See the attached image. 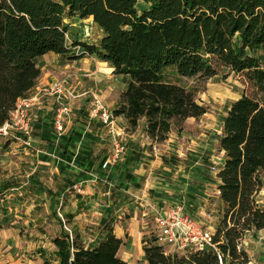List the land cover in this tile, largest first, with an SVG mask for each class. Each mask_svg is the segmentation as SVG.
I'll return each instance as SVG.
<instances>
[{
  "label": "trees",
  "instance_id": "16d2710c",
  "mask_svg": "<svg viewBox=\"0 0 264 264\" xmlns=\"http://www.w3.org/2000/svg\"><path fill=\"white\" fill-rule=\"evenodd\" d=\"M91 17L101 31L97 44L79 40L65 17ZM71 33V34H70ZM80 35V36H79ZM79 51H75V47ZM69 59L87 54L126 77L112 109L126 131L143 121L149 148L178 132L188 118L207 107L197 101L209 78L230 73L245 86L221 118L217 171L222 204L219 225L202 249L167 253L155 235L142 237L138 264H249L243 247L248 232L264 230V0H0V126L18 99L40 76L35 59L46 54ZM63 225L70 224L63 215ZM1 226V224H0ZM51 239L53 259L43 264H129L118 251L124 244L111 231L86 246L72 227Z\"/></svg>",
  "mask_w": 264,
  "mask_h": 264
},
{
  "label": "crops",
  "instance_id": "0c3cea01",
  "mask_svg": "<svg viewBox=\"0 0 264 264\" xmlns=\"http://www.w3.org/2000/svg\"><path fill=\"white\" fill-rule=\"evenodd\" d=\"M87 19L92 18L82 20ZM79 40L89 43L82 37ZM35 61L41 73L27 96L40 94V100L30 111V146L0 139V169L23 170L21 176L14 174L8 182L0 184L1 225L9 224L10 216H17L16 211L23 213L25 206L31 221L42 218L55 227L53 238L65 228L61 223L63 216L55 218L56 225L49 219L53 213L56 217L59 209L61 215L69 216L68 226L79 233L86 246L98 243L110 231L121 238L124 244L118 255L129 264L143 262V235L151 233L150 226L155 227V215L175 203H184L196 221L215 230L222 209L216 174L223 163V152L218 156L204 152L211 149L212 143L218 144L217 134L205 140L204 150L197 152L200 155L189 152L194 156L192 163L183 156L181 133L171 131L166 141L150 149L143 121L133 133L127 134L124 119L116 117L122 152L116 162L103 168L102 163L112 152V137L98 118H90L85 100L87 96L93 99V93L102 100L111 92L109 79L116 76L112 68L87 54L69 59L67 55L49 52ZM120 77L125 80L121 92L126 88V77ZM59 80L65 81L74 98L63 94L58 99L44 91ZM91 81L104 87L101 95L93 87H87ZM60 105L68 106L61 132L55 125ZM211 165L216 166V171L210 170ZM21 177L22 181L17 180ZM210 197L214 198L216 210ZM41 259H27L24 264H41Z\"/></svg>",
  "mask_w": 264,
  "mask_h": 264
},
{
  "label": "rangeland",
  "instance_id": "374dc122",
  "mask_svg": "<svg viewBox=\"0 0 264 264\" xmlns=\"http://www.w3.org/2000/svg\"><path fill=\"white\" fill-rule=\"evenodd\" d=\"M65 22L70 24V31L72 34H81V36H79L89 43L98 41L100 31L92 22V19L82 20L74 16L70 18L65 17ZM109 80L108 84L110 86L108 87H112L111 92H109L106 97H102V103L108 111H112L120 90L124 86L125 80L120 76H111ZM188 83H196L199 87L196 98L200 104L207 107V112L197 119L188 118L185 120L180 132H178L177 128L174 126L172 127V131L181 133L183 156L185 159L188 158L192 161L191 159L194 156L189 155V152L191 154L200 155L197 152L204 150L203 145L206 142L205 140L207 138L213 139V133H219L221 118L225 115L229 103L240 97L245 86L241 83L240 79L232 73L226 77H223V73L216 75L209 78L203 84L192 80H188ZM98 84L99 82L97 81H91V83L87 84V87H93V89H96L97 94L101 95L100 90L102 91L104 87L101 88ZM85 102L87 103V105H85L87 109H90L92 97L87 96ZM118 124L122 126V123ZM124 132L130 134L134 131L127 132L126 129H124ZM206 150L207 151L204 152L206 155L218 156L219 151L217 144L212 143L211 149ZM200 162L203 161L200 160ZM206 163L209 164L210 162L206 161ZM8 170L7 167L5 169H0V184L8 182L9 178L11 179V177H14V174L16 176H21L23 173L22 169L21 172H19L18 169ZM17 180L22 181V177ZM258 200L261 205H264V189L259 192ZM209 201L212 204L213 210H216L214 198L210 197ZM23 207L24 209L21 211L23 213H20V211L14 213L19 217L12 215L10 216L11 219L9 220V224L3 223L0 226V264H24L27 259L33 260V258H40L41 256H38L40 253H44L45 256L53 259L51 237L54 234L55 227L49 225L48 220H42V218H36L31 221V217L26 213V207ZM58 210L59 209H56V217H53L54 213L50 215L49 219H52L51 224H57L55 218L61 219L58 215ZM212 212V214H216L215 211ZM67 227L70 228L69 226ZM150 232L149 234L155 235L156 229L153 225L150 226ZM243 247L248 252L250 258L249 264H264V230L255 233L248 232L243 239ZM164 250L167 253L182 254L181 251H175V248L171 246H165ZM39 251L42 252L39 253ZM41 264L43 263L41 262Z\"/></svg>",
  "mask_w": 264,
  "mask_h": 264
},
{
  "label": "built area",
  "instance_id": "2783aa9c",
  "mask_svg": "<svg viewBox=\"0 0 264 264\" xmlns=\"http://www.w3.org/2000/svg\"><path fill=\"white\" fill-rule=\"evenodd\" d=\"M79 51V47H75ZM47 94L56 96L58 99L61 95L66 94L69 98H74L64 80H59L44 89ZM40 94H33L18 99L9 119L0 126V139L6 138L10 141L19 142L22 145L30 146V137L32 132V118L30 116L31 108L39 102ZM68 112L67 105H60L56 109L55 125L56 129L63 130V116ZM90 118H98L112 137V152L109 157L102 163L106 168L118 160L122 152V144L116 133V117L111 111H108L102 103V100L93 93V99L89 110ZM211 171H216V166H210ZM62 219V215L58 213ZM155 224L156 243L161 246H171L175 251H189L192 249H202L206 244H210L212 230L204 227L196 221L186 210L184 203L178 202L170 206L163 213H157L153 219ZM69 236L72 237L71 230L64 225Z\"/></svg>",
  "mask_w": 264,
  "mask_h": 264
}]
</instances>
